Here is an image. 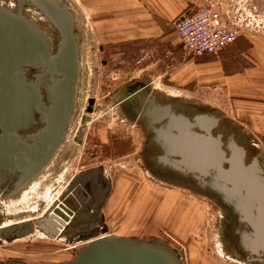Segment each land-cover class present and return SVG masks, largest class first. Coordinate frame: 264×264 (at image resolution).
I'll list each match as a JSON object with an SVG mask.
<instances>
[{"label":"rangeland","instance_id":"obj_1","mask_svg":"<svg viewBox=\"0 0 264 264\" xmlns=\"http://www.w3.org/2000/svg\"><path fill=\"white\" fill-rule=\"evenodd\" d=\"M50 1L62 5L72 15L78 43L75 137L68 132L64 134L59 150L45 173L39 175L30 196L22 197L17 191L15 197H10L16 191L8 178L0 185V228L32 223L45 217L58 201L63 203L61 197L72 177L88 168H98L103 179H111L112 191L104 205L106 193L101 195V213L93 218L90 215L92 220L86 221L87 225L77 224V221L71 229L53 235L34 226V231L23 237L11 240L0 237V264L64 262L73 258L88 241L112 233L149 242L163 241L178 251L181 264H257L238 261L228 253L231 247L224 229H227L225 222L229 211L219 199L202 189L196 190L189 183L179 186L153 177L144 169L141 160L143 136L135 118L127 120L130 118L126 113L127 102L121 101V95L127 86L142 83L149 85L142 91L145 97L152 96L157 104L168 105L189 117L218 118L220 110L212 106L210 99H203L192 89L179 91L178 86L170 85L172 82L167 75H162L163 63L147 67L153 60L167 59V54L172 53L170 50L163 51L160 47L155 50L148 44L140 45L139 49L137 43L119 42L115 33L116 6L100 0L97 11L91 12L86 6L87 0ZM186 1L191 10L202 5H217L221 11L243 18L250 30L244 36L264 41V0ZM137 2L131 0L124 7L131 12ZM140 2L145 3V0ZM0 3L16 10L14 0H0ZM22 12L47 33L52 44L55 43L58 33L37 7H23ZM178 15L169 23L171 29ZM128 16L131 30L130 21L135 16ZM180 55L183 60L194 58L184 55L182 49ZM176 64L171 61L167 67ZM221 115L214 133L221 134L223 140L234 134L236 142L246 152V161L256 159L264 171V140L242 132L249 123L244 125L242 119H230L225 113ZM116 138L122 143L121 151L101 152L102 147H108ZM93 212L92 209L90 214ZM90 225L98 228L103 225L106 232L89 235L85 232L89 231ZM124 230L128 234H123Z\"/></svg>","mask_w":264,"mask_h":264},{"label":"water","instance_id":"obj_2","mask_svg":"<svg viewBox=\"0 0 264 264\" xmlns=\"http://www.w3.org/2000/svg\"><path fill=\"white\" fill-rule=\"evenodd\" d=\"M16 11L0 5V183L17 178L13 191L42 171L53 159L73 106L79 81L78 43L73 17L65 7L50 0H14ZM35 6L51 22L58 37L52 39L27 20L21 9ZM48 68L53 102L49 110L39 106L37 81L26 72ZM40 109V110H39ZM42 112L47 126L22 136L33 122V112ZM157 124V144L164 150L163 162L193 178L200 189L219 199L236 218L237 243L251 258L264 260V171L256 159L246 161V152L231 134L223 140L215 134L216 119L189 117L172 107L154 104L150 113ZM170 158V159H169ZM107 189V188H106ZM56 212V211H55ZM50 215L30 222L0 228V237L11 240L39 230H49ZM52 222V220H51ZM55 264H180L175 250L113 234L88 241L70 260Z\"/></svg>","mask_w":264,"mask_h":264},{"label":"crops","instance_id":"obj_3","mask_svg":"<svg viewBox=\"0 0 264 264\" xmlns=\"http://www.w3.org/2000/svg\"><path fill=\"white\" fill-rule=\"evenodd\" d=\"M99 1L87 0L86 6L91 12L97 11ZM130 1L105 0V2L116 6L115 33L119 36L118 41L137 43L139 49L140 45L148 44L155 50L157 47L163 51L170 50L172 53L167 54V59L153 60V63L150 62L147 67L152 68L163 63L162 75H167L169 81L172 82L170 85L178 86L181 89L179 91L192 89L203 99H210L212 106L220 110V115L225 113L230 119H242L244 125L249 123L248 126H246L247 124L244 126L242 132L256 135L263 141L264 41H255L249 36H243L217 54H204L183 60V56L180 55L181 47L169 23L174 16L188 7L187 1L145 0V3H148L145 4L140 2L142 0H136L138 4L131 12L124 7ZM189 10L191 7L185 11ZM128 15L135 16L130 21L132 22L131 30L128 25ZM107 29H111V26H107ZM171 61H175L177 64L167 67ZM171 87L168 89L173 90L174 88ZM220 115L217 116L218 118L208 117L214 118L218 122L222 116ZM110 193L106 192L103 205ZM112 234L117 235L116 233ZM123 234L128 233L125 231Z\"/></svg>","mask_w":264,"mask_h":264},{"label":"flooded vegetation","instance_id":"obj_4","mask_svg":"<svg viewBox=\"0 0 264 264\" xmlns=\"http://www.w3.org/2000/svg\"><path fill=\"white\" fill-rule=\"evenodd\" d=\"M48 70L49 69L45 67L39 68L37 70H30L29 73L28 71L26 72L27 81L34 82L35 78L36 80L38 79L36 94L38 96L39 106L41 103V106L47 110L50 109L53 102V94L51 92L50 86L51 80L48 75ZM148 87L149 85L142 83H137L131 86L129 85L126 87V90L121 95V101L127 102L126 113L128 114V116H130V118L128 117L127 120L131 121L134 117V121L139 127L138 130L143 136V146L141 149L142 166L153 177H158L164 181H168L179 186H185L186 183H189V185H193L196 190L200 189L198 183L193 178L188 179L190 177L188 176V174L183 172L184 169H182V167L176 169L175 166L172 165L170 162L165 163L163 162V160H161L162 157H164L165 152L157 144L158 125L152 123L154 119H150V113L151 111H153V106L157 103L154 97H145L142 94V91ZM75 112L76 94L74 96L73 106L71 108L70 116L65 129V133L67 134L68 132L69 134H73V138L75 137ZM32 119L33 122L25 132H22L21 130H16L14 132L22 136H27L42 131L47 126V120L40 111L33 112ZM114 140L115 141H112L113 143H111V145H108V147H102L101 152L107 154L111 151L115 152V150L121 151V141H118V138ZM100 173L101 172L98 168H88L72 177L70 184L68 185L67 191L65 192V195L61 197V201H63V203H59L60 201H58L55 207L51 210V212L45 216L47 217L48 215H50V221L48 223V226L50 227L51 232L56 233L61 232L65 229H71L73 225L77 223V221V224H86L89 220H92L94 215H99L101 213L99 198L103 193H108V191H112V180L103 179L104 177H101ZM6 178L10 179L9 183L13 184L17 179L11 177ZM5 180L2 181L0 185H2ZM64 203H66L68 207ZM102 203L104 202L102 201ZM92 209L94 212L90 214ZM90 215H92V218L89 217ZM225 225L227 229L224 230L228 236L229 245L231 247L228 253L232 255V258L234 257L236 258V260L238 259V261H244L247 263L264 264L263 258H251L237 243L235 236V228H238L240 226L231 212H229V216L227 221L225 222ZM105 230L106 228L103 225H101L99 228L97 227V225L94 227L90 225L89 231L85 233L89 235H96L100 233H105ZM154 242L162 243L167 248L175 250L178 258V251L175 248L169 246V244H166L163 241ZM6 264L21 263L16 261Z\"/></svg>","mask_w":264,"mask_h":264},{"label":"built area","instance_id":"obj_5","mask_svg":"<svg viewBox=\"0 0 264 264\" xmlns=\"http://www.w3.org/2000/svg\"><path fill=\"white\" fill-rule=\"evenodd\" d=\"M172 28L184 55L191 57L217 54L250 32L243 18L210 4L184 11Z\"/></svg>","mask_w":264,"mask_h":264},{"label":"bare ground","instance_id":"obj_6","mask_svg":"<svg viewBox=\"0 0 264 264\" xmlns=\"http://www.w3.org/2000/svg\"><path fill=\"white\" fill-rule=\"evenodd\" d=\"M1 4V3H0ZM2 6V5H1ZM3 7H5V8H7V9H11L12 11H16V10H14L13 8H12V6L11 7H8V6H4L3 5ZM40 11V10H39ZM21 12H22V9H21ZM22 14H23V16L27 19V20H29L30 22H32L35 26H36V24L37 23H34L33 22V20L31 19V18H28L27 16H26V13L24 12H22ZM47 21L49 22V20L47 19ZM37 28H39L38 26H36ZM40 29V28H39ZM41 30V29H40ZM42 31V30H41ZM43 33H45V32H43ZM45 35L46 36H48L47 35V33H45ZM49 37V36H48ZM50 38V37H49ZM29 73V72H28ZM51 162V161H50ZM50 162L42 169V171L40 172V173H38L36 176H34L31 180H29L28 182H26L20 189H18V190H16V192H14L13 194H11L10 195V197H15L16 196V194H17V191H20L21 192V194H22V197H25L27 194L30 196V190L33 188V186L34 185H36V183L38 182V177H39V175L41 176V175H43L44 173H45V171H46V169L50 166ZM183 169V168H182ZM180 171V170H179ZM34 190V189H33ZM25 200V199H24Z\"/></svg>","mask_w":264,"mask_h":264},{"label":"trees","instance_id":"obj_7","mask_svg":"<svg viewBox=\"0 0 264 264\" xmlns=\"http://www.w3.org/2000/svg\"><path fill=\"white\" fill-rule=\"evenodd\" d=\"M179 15H180V14H179ZM179 15H178V16H179ZM179 45H180V44H179ZM180 47H181V46H180Z\"/></svg>","mask_w":264,"mask_h":264}]
</instances>
